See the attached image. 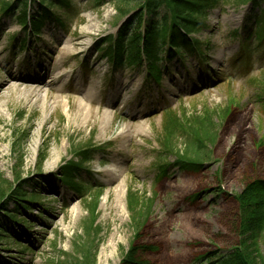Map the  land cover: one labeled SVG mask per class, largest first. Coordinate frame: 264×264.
<instances>
[{"label":"rangeland","instance_id":"obj_1","mask_svg":"<svg viewBox=\"0 0 264 264\" xmlns=\"http://www.w3.org/2000/svg\"><path fill=\"white\" fill-rule=\"evenodd\" d=\"M70 1L73 8L60 12L63 28L47 23L40 37L31 39V51L17 47L25 33L18 11L0 17V226L6 230L0 232V264H52L55 258L81 257V224L90 215L86 206L96 198L100 232L94 264H189L196 254L228 250L235 244L237 225L231 194L264 178L263 59L257 61L252 53L235 62L240 40L229 36L236 29L244 34L241 26L250 5L227 2L209 13L207 30L199 35L213 45H203L206 63L200 65L197 58L187 65L170 61L155 82L127 70L117 75L118 80L128 78L121 84L106 82L112 69L103 60L95 65L97 43L117 32L127 41L149 29L145 15L137 20L143 0H101L98 7L93 0ZM160 9L154 20L167 8ZM127 13L133 17L125 25ZM120 24L129 29L119 31ZM80 102L82 111L90 110L86 123L75 117ZM169 107L181 124L204 110L223 118L217 144L198 173L170 166L157 178V164L177 160L174 152L182 148L179 139L174 151L159 154L162 125L169 120L162 111ZM125 128L129 139L122 135ZM90 139L99 151L77 176L85 189L81 193L61 183L57 169L73 155L75 159L72 147ZM102 144L109 147L102 151ZM105 161L114 167L106 185L100 167ZM117 184L123 185L120 200L114 195ZM17 187L41 198L31 212L17 210L6 199L10 188ZM126 191L152 199L143 200L144 209L151 206L138 223L128 213ZM15 211L19 223L7 217ZM259 248L263 253L261 239Z\"/></svg>","mask_w":264,"mask_h":264},{"label":"trees","instance_id":"obj_2","mask_svg":"<svg viewBox=\"0 0 264 264\" xmlns=\"http://www.w3.org/2000/svg\"><path fill=\"white\" fill-rule=\"evenodd\" d=\"M24 1V0H16ZM46 0H42L44 2ZM94 6L98 7L101 0H93ZM12 0H0V13H10L13 5ZM234 2L235 5L250 4L249 13L246 14V20L249 24H244L243 28L245 37L242 38L240 47L254 50L258 53L257 58L263 59L264 68V0H143L138 10H142L137 15L138 23L142 21L143 15L147 18V24L151 27L145 35V63L152 73H159V66L162 60V54L167 53V58H183L186 56L202 52L200 49L203 42L196 35L203 33L208 26L209 13L217 8L218 5ZM46 6L39 13H33L29 24L31 31L37 32L43 26V23L49 19H60L57 13L59 10H69L72 7L70 0H52L46 1ZM93 6V7H94ZM166 6L160 20H154L160 13V8ZM80 10L77 11L79 13ZM133 15L128 16L126 24L131 22ZM20 23L24 22V16L19 18ZM254 26L253 30H247L249 26ZM147 27V26H146ZM125 28V27H124ZM232 36H237V31H233ZM246 34V35H245ZM121 36L113 40L111 36H106L99 40L103 55L115 57L118 64L126 60V66L142 65L137 53L136 42L130 41L127 44L121 42ZM166 58V57H165ZM129 64V65H127ZM264 79V77H263ZM264 92V82L261 89ZM260 107L264 106V93L259 96ZM167 120L163 124L164 130L162 141L160 143L159 154L174 151L176 142L179 137L183 139V156L192 157L194 160L208 158L212 149L217 144L219 134L222 129L223 118L217 114L204 110L200 114L194 115L192 120L184 121L182 124L178 121L174 111H167ZM81 147V146H80ZM93 145L88 143L82 148H77L78 161H72L63 164L58 170L60 181L80 189V185L75 181L76 173L79 172L89 161L93 160ZM174 148V149H173ZM174 153H180L178 150ZM179 170H185L190 173H197L200 166L187 163H174ZM165 162H159L157 177L165 174ZM219 190V189H217ZM221 192V191H220ZM128 211L136 223L139 222L141 214L150 209H144L146 202H143L144 196L137 197L135 194L127 193ZM6 199L14 201L16 209L24 208L31 210L32 202H35L36 194L28 193L23 188H10ZM232 199L236 202V229L235 244L228 250L217 248L204 254H196L189 264H264V251L261 253L259 248V239L264 246V178L258 177L246 183L243 190L236 195L231 194ZM139 198V199H138ZM5 199V198H4ZM2 200V199H1ZM0 200V201H1ZM147 199L145 201H151ZM89 207V214L81 224V229L85 235L84 242L78 248L81 251V257L68 259L70 254L62 253L66 259L55 258L56 264H94L93 252L96 253L98 246L97 235L99 232L98 225H94L96 220V200ZM7 211L6 209L4 210ZM137 215V216H136ZM13 220H16V211L7 214ZM0 230H3L0 227ZM77 249V248H76ZM75 249V250H76ZM129 258L126 252L122 259L126 261ZM70 260V261H69ZM50 263L54 264L51 260Z\"/></svg>","mask_w":264,"mask_h":264},{"label":"bare ground","instance_id":"obj_3","mask_svg":"<svg viewBox=\"0 0 264 264\" xmlns=\"http://www.w3.org/2000/svg\"><path fill=\"white\" fill-rule=\"evenodd\" d=\"M63 49H66V47H63ZM120 83L122 84V81H120ZM49 92H51V91H49ZM83 108V103L82 102H80V104H79V108H78V112L76 113V115H75V117H77V116H82V119L85 121V123L88 121L87 119H88V117H89V114H90V110H86L85 112L84 111H82L81 109ZM104 117L107 119V115L106 114H104ZM103 121H104V119H103ZM102 121V122H103ZM126 130H125V132L122 134L123 135V137H126V138H130L131 137V134H130V131H129V129L128 128H125ZM53 161H55V159H53ZM113 165H106L101 171H102V173L104 174V176H106L105 177V179H104V185H106L105 183H106V179H107V177L111 174V172L113 171ZM122 184H117V187H116V189H115V191H114V195L116 196V199H118V200H120V199H122L123 198V194H122ZM112 208H113V206H111L110 207V209L112 210Z\"/></svg>","mask_w":264,"mask_h":264}]
</instances>
